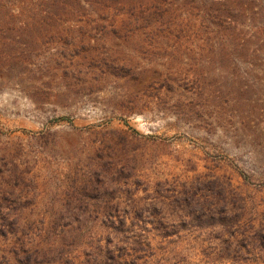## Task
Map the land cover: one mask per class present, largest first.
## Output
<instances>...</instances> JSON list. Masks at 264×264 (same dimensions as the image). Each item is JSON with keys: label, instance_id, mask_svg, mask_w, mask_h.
Masks as SVG:
<instances>
[{"label": "rangeland", "instance_id": "1", "mask_svg": "<svg viewBox=\"0 0 264 264\" xmlns=\"http://www.w3.org/2000/svg\"><path fill=\"white\" fill-rule=\"evenodd\" d=\"M0 264H264V0H0Z\"/></svg>", "mask_w": 264, "mask_h": 264}]
</instances>
